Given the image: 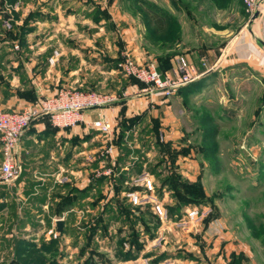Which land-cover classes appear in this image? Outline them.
Returning <instances> with one entry per match:
<instances>
[{"label":"rangeland","instance_id":"obj_1","mask_svg":"<svg viewBox=\"0 0 264 264\" xmlns=\"http://www.w3.org/2000/svg\"><path fill=\"white\" fill-rule=\"evenodd\" d=\"M86 1L100 3V26L72 14L76 9L82 13ZM43 3L0 0V11L7 13L0 14L1 108L11 91L31 94V88L4 79L24 70L25 62L31 66L28 56L41 54L21 52L29 44L42 51L44 44L72 40L91 49L87 55H97L102 63L82 62L75 75L87 82L84 90L117 96L125 79L133 80L117 67L125 55L158 64L168 57L164 75L172 76L179 60L187 61L191 71L205 73L176 91L174 119L164 126L155 127L149 115L127 133L121 149L113 143L119 131L114 129V159L101 157L108 136H96V128L86 142L67 129V163L58 180L29 185L19 176L0 183V264H264V45L257 40L260 23H250L243 0H59L55 10L64 18L55 24L38 15ZM147 5L170 16L166 36L145 33L139 13ZM91 28L97 29L94 35ZM250 53L260 72L245 65L253 61ZM19 54L24 58L14 64L10 57ZM28 104L32 102L23 107ZM121 171L128 175L122 182ZM102 175L110 178L75 206L57 210L65 195H79ZM145 176L152 179L156 189L151 195L162 203L167 218L161 219L147 199L131 202L134 191L148 198ZM195 206L205 215L190 222L187 210ZM60 218L64 231L54 237L49 230L57 228Z\"/></svg>","mask_w":264,"mask_h":264},{"label":"crops","instance_id":"obj_2","mask_svg":"<svg viewBox=\"0 0 264 264\" xmlns=\"http://www.w3.org/2000/svg\"><path fill=\"white\" fill-rule=\"evenodd\" d=\"M56 1L58 2L59 0H44V11H41L39 12L40 14H38L40 17H42L41 20L43 22H47V24H55L64 18L60 12L55 10V5L57 3ZM87 4L89 6L84 11H82V13L76 9L72 12V14H82L85 20H89L97 27L100 26L102 19L99 18L101 15L97 7L100 3L98 1H91ZM113 5H115V2H111V4L109 3L108 12L111 16L110 19L114 18L111 11ZM139 14L140 17L143 18L142 20H144L143 27L146 33L151 29L149 28L147 22H145L146 19L143 9ZM90 31L92 32V35H94L93 32L97 31V29L91 28ZM47 34L49 35V38H51L52 33L49 32ZM63 43V45L54 43L44 44L42 51H39V48L42 49V47L29 44L26 48L21 49V52H39L41 54H39L37 57L28 56L27 61L31 64V66L27 65V62H25V65L27 66L24 65L25 69L22 70L23 72H13L12 74L7 75L4 79L9 81L13 86H18L21 84L22 88H24V86H27L26 88H31L33 93L31 94L33 97L35 95L40 97L44 94H52L62 85L68 86L70 83L73 84V82H77V86H81H76L74 88L84 89L85 83L87 84V82L85 80L81 82V77H77L75 75L78 72V68H82V62H87L90 60L96 63L98 66L100 63H102V61H100L97 55H87L89 52L93 54L92 50H87V48L76 41L74 42L72 40H68L67 42L63 41ZM251 50L256 54V56H259L258 50ZM80 52H86L85 56L80 54ZM132 54L136 55L137 49L133 50ZM141 55L143 60H147L146 58L149 57L148 53L144 54L143 52ZM51 57H54L55 59L53 63L50 61ZM10 58H13L14 64H18V60L20 61L19 58L23 60L24 57L22 54H19L18 57ZM249 58L253 59V61H246L247 64L245 65L250 66V68H255L257 72H260L258 65L255 63L254 55L250 53ZM243 66L244 64L242 67ZM165 74H168L167 70L165 71ZM22 77H25L23 81H21ZM130 80L125 79L122 93H118V100L105 107L87 111V123L68 129L70 134L72 135V133H74V135L79 138L90 135L91 132H93L90 131V129L93 128L92 122L95 119H99L101 117L109 120L112 123L114 129L117 131L119 128L118 125L120 121L121 110L123 108L121 103L122 100H126V116L131 117L134 115L143 114L142 121L139 122L136 127L145 123L149 115H151L152 119H159L161 126H164L165 122H169L174 119L172 114V105L173 101L179 98L180 93H178L176 97L175 95L173 97H163L160 94L148 95V92L145 90V86H141L134 80L130 82ZM217 81L218 78L216 79V82ZM91 85H94V82H92ZM16 93V90L14 92L11 91V95L7 96L3 100L1 105L2 108H23L25 104L34 100ZM149 129L150 125L148 126L147 130ZM65 130L67 129L55 128L53 125L52 127H49L44 121H37L26 129L21 139L18 151L19 163L21 164L22 168L24 167L20 175V180L23 184L33 185L34 183H31V181L58 180L63 170H65V164L67 163V155H65V151L67 149L68 139L71 137L68 131ZM92 135L91 139L98 135L104 136L102 133H96V136ZM109 140V137L108 139L106 137V143H109ZM82 141L86 142L88 140ZM35 185L37 186L36 183Z\"/></svg>","mask_w":264,"mask_h":264},{"label":"built area","instance_id":"obj_3","mask_svg":"<svg viewBox=\"0 0 264 264\" xmlns=\"http://www.w3.org/2000/svg\"><path fill=\"white\" fill-rule=\"evenodd\" d=\"M243 2L250 18L255 12H258V17L255 20L260 23L258 38L264 41V0H243ZM50 61L53 63L54 57H51ZM118 69L126 76L134 77L146 83L145 90L147 92L160 94L163 97H172L181 86L193 82L205 73H195L191 71L187 61L179 60L173 70V75H164L159 71L157 61L139 62L130 55H125L118 62ZM116 100H118L116 94L103 93L93 89L62 87L52 94L41 95L36 103L28 104L20 110L10 111L0 107V138L2 142L0 183L9 184L19 178L22 171L18 160L20 142L26 129L34 120L47 117L53 126L60 129H70L87 123V111L105 107ZM92 126L100 133L108 136L110 140L112 139L114 128L109 120L103 117L95 119ZM161 138L164 140V135H161ZM110 140L101 152V157L114 159L115 146ZM110 172L111 169L109 168L107 173ZM144 188L149 195L148 198L142 199L140 193L134 191L129 194L131 202L139 204L147 199L152 203L154 212L161 219L167 218L162 203L151 195L155 192L156 187L150 177H144ZM204 215L205 212L196 206L187 210V218L190 222H195ZM49 234L58 237L60 232L54 227L49 230Z\"/></svg>","mask_w":264,"mask_h":264},{"label":"trees","instance_id":"obj_4","mask_svg":"<svg viewBox=\"0 0 264 264\" xmlns=\"http://www.w3.org/2000/svg\"><path fill=\"white\" fill-rule=\"evenodd\" d=\"M143 11H144L145 19H146V22H147L149 28L151 29V31L156 36L162 37V36H166L169 33L172 23H171L170 16L168 14H165L162 11L155 9L150 5L144 6ZM1 12L2 11H0V14H1ZM2 14L7 16V13L4 11L2 12ZM105 14L107 15V17H109V14L107 12ZM99 18H101V17H99ZM170 64L171 63L168 60V57H164L163 59L160 60V62L158 64L159 71L162 74H164L165 71L168 69V67H170ZM117 67H118V63H117ZM131 78L134 81L138 82L141 86H146V83L139 81L138 79H136L134 77H131ZM30 93H32V91ZM32 94L26 95V93L23 92L21 94V96H25V97L27 96L28 98L34 99L31 102L36 103L39 100V97H37V95H35L33 97ZM121 103H122L123 108L121 110V116H120V121H119V125H118L119 126L118 139L116 140L114 138V140H113V143L115 144V146L118 145V147L120 149L122 148L121 146H123V144H124V139L126 138L127 133L129 131H131L134 126H136L139 122L142 121V115H143V114L134 115L131 117L126 116V113H125L126 112V105H125L126 100H122ZM2 109H4V108H2ZM4 110H9V109H4ZM10 111H14V110H10ZM45 120H46V123H48V121H49V123L52 125L51 121L47 117L38 118V119L34 120L33 123H35L37 121H44L45 122ZM153 120L155 122L154 123L155 127L160 126L159 119L155 118ZM55 128H57V127H55ZM215 134H216V131L214 132L213 136H215ZM88 137H89V135L83 137L82 140H87ZM158 138H160V136H158ZM158 141L160 142V139ZM120 159H121V157L117 158L118 162L122 160V159L121 160ZM98 164H99V162L97 163V165ZM115 166H116V169L113 170L114 174H115V170L118 169L117 164ZM115 166H114V168H115ZM119 175H120L119 176L120 182H122L128 176L126 174V172H124V171H121ZM108 178H110V177H108L106 175H102L98 178L93 177V179H91V183L88 186H86L85 188H83L82 190H80L79 195H77L75 197H72V195H65L63 198V203H60L58 205L57 210L59 212H62V211H65V210L75 206L77 203V200L86 197V195H88L87 193H90L93 189L99 188V186L103 185L105 183V180H107ZM175 180L179 181L178 178H175ZM178 183L181 186L184 185V183L181 181H179ZM175 211H177V207H176ZM63 231H64V228H63Z\"/></svg>","mask_w":264,"mask_h":264},{"label":"water","instance_id":"obj_5","mask_svg":"<svg viewBox=\"0 0 264 264\" xmlns=\"http://www.w3.org/2000/svg\"><path fill=\"white\" fill-rule=\"evenodd\" d=\"M258 17V12H255L254 15L250 18V23L254 22ZM259 43L264 45V41L260 38L257 39ZM64 227V219L57 220V229L62 232Z\"/></svg>","mask_w":264,"mask_h":264}]
</instances>
